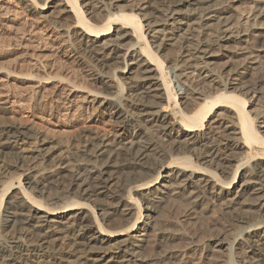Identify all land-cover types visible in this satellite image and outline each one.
Instances as JSON below:
<instances>
[{"label": "bare ground", "instance_id": "obj_1", "mask_svg": "<svg viewBox=\"0 0 264 264\" xmlns=\"http://www.w3.org/2000/svg\"><path fill=\"white\" fill-rule=\"evenodd\" d=\"M17 1L99 92L78 163L0 127L29 177L0 195V264H264V5L248 24L240 0Z\"/></svg>", "mask_w": 264, "mask_h": 264}, {"label": "rangeland", "instance_id": "obj_2", "mask_svg": "<svg viewBox=\"0 0 264 264\" xmlns=\"http://www.w3.org/2000/svg\"><path fill=\"white\" fill-rule=\"evenodd\" d=\"M37 1L38 8L43 9L44 1ZM258 2H261L260 7L264 5V0ZM17 3V0H0V127L11 123L33 126L54 145L62 147V150L73 151L75 148L74 151H77L82 144L78 145L79 131L89 124V119L95 115V113L92 115V109L97 107L96 93L99 89L94 88L83 77L85 72L80 62L79 65L73 57L63 58L61 54L56 53L54 43L48 38L47 32L42 28L43 25L36 24L33 16L25 12ZM253 3L251 0H240L236 4L238 10L242 12L243 23L249 24L253 20L251 12L254 9V7L252 9ZM46 7L48 8L49 5ZM39 12L44 11L39 10ZM260 21L264 22V19ZM111 35H114V28L111 30ZM86 59L91 62L89 56ZM261 61L264 69V58ZM256 76L262 84L257 95L264 96V73H258ZM175 81L177 82L173 77L174 87L178 94H181L183 92L180 90L181 86ZM86 107L90 110L87 111ZM249 110L254 111L257 108L251 105ZM74 151L70 152L71 162L75 159V162L85 159V157L80 158L79 153L75 154ZM5 162L16 164V154L15 151L0 146V174L3 172L4 175V177L0 175L1 179L3 178L0 195L4 202L8 200V194L16 193L20 186L15 177L17 179V176H21L24 186H27L26 180L29 178L24 169L17 166L8 168V173L4 172ZM12 182L15 186L9 189L7 186ZM52 187L53 185L50 186L51 192L54 191L52 193L58 191L55 190V186ZM72 199L75 198L71 197L68 201L64 198L63 202L60 201V205L69 203ZM60 205L58 202L57 206ZM51 206L55 207L56 204ZM209 226L212 229H221L224 226L231 229L235 224L232 218L214 213Z\"/></svg>", "mask_w": 264, "mask_h": 264}]
</instances>
